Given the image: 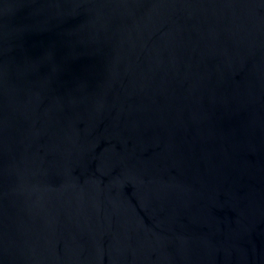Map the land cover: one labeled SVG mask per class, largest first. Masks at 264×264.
I'll return each instance as SVG.
<instances>
[{"label": "water", "instance_id": "95a60500", "mask_svg": "<svg viewBox=\"0 0 264 264\" xmlns=\"http://www.w3.org/2000/svg\"><path fill=\"white\" fill-rule=\"evenodd\" d=\"M0 264H264V0H0Z\"/></svg>", "mask_w": 264, "mask_h": 264}]
</instances>
